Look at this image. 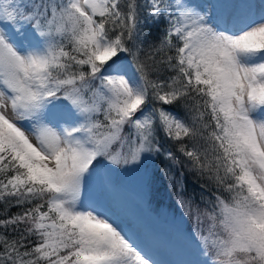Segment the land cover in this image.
Listing matches in <instances>:
<instances>
[{
    "label": "snow or ice",
    "instance_id": "obj_1",
    "mask_svg": "<svg viewBox=\"0 0 264 264\" xmlns=\"http://www.w3.org/2000/svg\"><path fill=\"white\" fill-rule=\"evenodd\" d=\"M160 157L183 264H264V0H0V264H161L121 179Z\"/></svg>",
    "mask_w": 264,
    "mask_h": 264
},
{
    "label": "trees",
    "instance_id": "obj_2",
    "mask_svg": "<svg viewBox=\"0 0 264 264\" xmlns=\"http://www.w3.org/2000/svg\"><path fill=\"white\" fill-rule=\"evenodd\" d=\"M147 30L145 29V31ZM156 31L155 28L152 29L154 36ZM166 163L163 157L148 161L147 167L152 177L150 185L146 182L142 173H123L121 176L123 195L124 198L127 196L132 202L139 205L138 219L143 222L146 221V223L149 221L154 222L158 229L156 233L159 234L160 239L165 242H167V239L170 240L171 248L176 245L179 249H182L184 259L188 261L194 258L193 248L182 237L186 236L191 230L192 220L183 216L181 209L177 206V184L168 176L162 174L161 170L166 167ZM181 172H184V175H181ZM169 175L183 185L184 192L182 194L186 199L194 197V202L199 204L202 209L205 208V205L201 203L202 190L200 182L195 175L178 166L172 168ZM203 195L207 197L209 194L204 192ZM0 211H2V208H0ZM17 211L18 209L13 207L10 209L9 214ZM205 224H207V221H205Z\"/></svg>",
    "mask_w": 264,
    "mask_h": 264
},
{
    "label": "rangeland",
    "instance_id": "obj_3",
    "mask_svg": "<svg viewBox=\"0 0 264 264\" xmlns=\"http://www.w3.org/2000/svg\"><path fill=\"white\" fill-rule=\"evenodd\" d=\"M259 2V0H255ZM126 206L131 214L138 218L140 207L136 203L132 202L130 198L125 197ZM151 230L156 232L157 227L154 222H143ZM155 258L161 262V264H183L186 261L183 256L182 249H179L176 245L171 248V241L167 239V242L160 239L154 247Z\"/></svg>",
    "mask_w": 264,
    "mask_h": 264
}]
</instances>
